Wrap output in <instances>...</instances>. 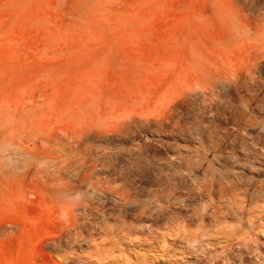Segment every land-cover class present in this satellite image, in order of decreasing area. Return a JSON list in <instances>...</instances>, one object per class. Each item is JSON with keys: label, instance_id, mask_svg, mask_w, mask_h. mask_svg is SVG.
Segmentation results:
<instances>
[{"label": "rangeland", "instance_id": "1", "mask_svg": "<svg viewBox=\"0 0 264 264\" xmlns=\"http://www.w3.org/2000/svg\"><path fill=\"white\" fill-rule=\"evenodd\" d=\"M263 187L264 0H0V264H264Z\"/></svg>", "mask_w": 264, "mask_h": 264}, {"label": "bare ground", "instance_id": "2", "mask_svg": "<svg viewBox=\"0 0 264 264\" xmlns=\"http://www.w3.org/2000/svg\"><path fill=\"white\" fill-rule=\"evenodd\" d=\"M222 179V178H221ZM235 187V186H234ZM229 188V187H228ZM263 189H264V187H263ZM236 190V189H235ZM233 195V194H232ZM235 195V194H234Z\"/></svg>", "mask_w": 264, "mask_h": 264}]
</instances>
